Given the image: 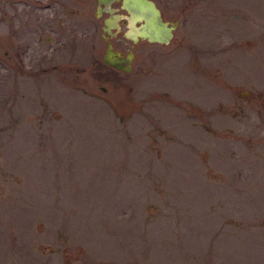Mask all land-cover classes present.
Wrapping results in <instances>:
<instances>
[{
  "label": "rangeland",
  "instance_id": "374dc122",
  "mask_svg": "<svg viewBox=\"0 0 264 264\" xmlns=\"http://www.w3.org/2000/svg\"><path fill=\"white\" fill-rule=\"evenodd\" d=\"M93 2L0 0V264H264V0H157L128 72Z\"/></svg>",
  "mask_w": 264,
  "mask_h": 264
},
{
  "label": "flooded vegetation",
  "instance_id": "af4514ba",
  "mask_svg": "<svg viewBox=\"0 0 264 264\" xmlns=\"http://www.w3.org/2000/svg\"><path fill=\"white\" fill-rule=\"evenodd\" d=\"M93 1H94L93 18L95 22L98 21L99 23L98 24L93 23L92 25H89V27H98L100 30L99 35L104 46L102 54L100 55V60L102 64L108 67V69L119 70L121 72L124 71L122 68H116L104 61L103 58L106 53L107 43H110L113 50L119 52L122 58L123 56L125 57L128 54L131 55L132 58L130 64L131 67L133 68V60L136 57V47H138L139 45H149V44H156V45L168 44L175 35L176 25L178 22L177 19L168 20L162 8L158 4L157 0H153V1L160 10L161 19L163 21H167L168 23H170L171 21H176L175 27L171 28L172 35L167 42L149 40L147 37L142 36L141 33L143 30H145V27L141 26L143 21L136 20L135 22H132L131 20L132 15L123 6V0H102V1L93 0ZM55 27H72V26L62 23L59 26L54 25L53 27H45V28H49L51 31H53L55 30ZM45 40L47 42H50L53 40V36L51 34H46ZM91 61L95 62L96 56L91 58ZM101 77H105V76L103 75ZM102 89H104V87H102ZM159 131H161V129Z\"/></svg>",
  "mask_w": 264,
  "mask_h": 264
},
{
  "label": "water",
  "instance_id": "95a60500",
  "mask_svg": "<svg viewBox=\"0 0 264 264\" xmlns=\"http://www.w3.org/2000/svg\"><path fill=\"white\" fill-rule=\"evenodd\" d=\"M102 1V0H99ZM123 6L131 13V20H142V27L145 30L141 35L147 37L149 40H157L167 42L171 35V28L175 27L176 21H163L161 19L160 10L155 5L153 0H123ZM131 55L121 57L120 53L113 50L110 43H107L104 61L116 68H122L124 71H130Z\"/></svg>",
  "mask_w": 264,
  "mask_h": 264
}]
</instances>
